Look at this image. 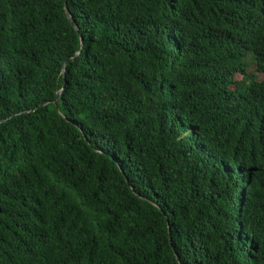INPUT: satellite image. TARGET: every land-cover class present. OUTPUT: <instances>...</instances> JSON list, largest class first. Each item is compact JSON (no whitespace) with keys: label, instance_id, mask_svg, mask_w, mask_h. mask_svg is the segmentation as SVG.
Wrapping results in <instances>:
<instances>
[{"label":"trees","instance_id":"16d2710c","mask_svg":"<svg viewBox=\"0 0 264 264\" xmlns=\"http://www.w3.org/2000/svg\"><path fill=\"white\" fill-rule=\"evenodd\" d=\"M0 264H264V0H0Z\"/></svg>","mask_w":264,"mask_h":264},{"label":"water","instance_id":"95a60500","mask_svg":"<svg viewBox=\"0 0 264 264\" xmlns=\"http://www.w3.org/2000/svg\"><path fill=\"white\" fill-rule=\"evenodd\" d=\"M64 6H65V12H66V15H67V17H68L70 23L72 24L71 16H70V13H69V11H68V8L66 7L65 2H64ZM58 97H59V93L56 95V98H55V100H54V105H55V106L57 105V99H58Z\"/></svg>","mask_w":264,"mask_h":264}]
</instances>
